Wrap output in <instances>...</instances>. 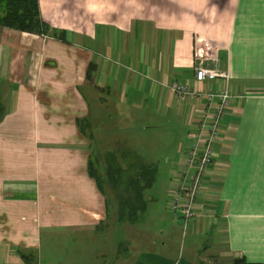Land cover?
<instances>
[{
	"label": "crops",
	"instance_id": "1",
	"mask_svg": "<svg viewBox=\"0 0 264 264\" xmlns=\"http://www.w3.org/2000/svg\"><path fill=\"white\" fill-rule=\"evenodd\" d=\"M37 4L46 32L0 25V264H43V244L57 250L62 231L73 234L63 241L67 264H91L92 255L99 264L264 262V0ZM200 39L218 48L232 97L189 222L194 239L178 251L171 248L177 221L145 217L166 211L173 169L204 102L170 85L206 91L219 84L194 80ZM140 111L174 140L156 152L168 182L158 205L156 156L125 144L111 124L113 114L133 120ZM107 162L130 164L127 178L139 165L152 168L147 208L134 221L117 219L115 202L89 172V164ZM92 238L100 243L93 254Z\"/></svg>",
	"mask_w": 264,
	"mask_h": 264
},
{
	"label": "built area",
	"instance_id": "2",
	"mask_svg": "<svg viewBox=\"0 0 264 264\" xmlns=\"http://www.w3.org/2000/svg\"><path fill=\"white\" fill-rule=\"evenodd\" d=\"M193 50L195 82H219L215 89L199 91L189 85L172 83L171 91L203 100L198 109L200 119L191 129L181 153V161L170 179L167 207L184 223V228L197 215L196 201L215 157V144L220 139L223 121L232 97L230 75L222 69L218 48L202 39Z\"/></svg>",
	"mask_w": 264,
	"mask_h": 264
},
{
	"label": "rangeland",
	"instance_id": "3",
	"mask_svg": "<svg viewBox=\"0 0 264 264\" xmlns=\"http://www.w3.org/2000/svg\"><path fill=\"white\" fill-rule=\"evenodd\" d=\"M149 120L146 117V115L144 114L143 111H140L138 113H134L133 116V120L131 118H126L123 117L121 115L118 114H113V117L111 119V124L114 125V127H116V131L118 132L119 135H125V144L127 143L128 145H133L135 149H137L140 154H154L156 157L154 158L155 162H156V168L158 169V173H157V179L154 183L155 186V191L157 189V194L156 199L155 200V204L158 205L161 201V196L160 193L162 194L163 191H165V188H167L168 182H167V172H166V163H164L163 158L159 157L161 156V153L159 152L160 148L162 146H165L167 144L168 148L167 150H171L172 149V144L174 142V140L172 141L169 138H166V129L167 126L164 125V123H159L160 125H154L153 127H151L150 123H148ZM149 126V127H147ZM171 126H169L170 128ZM154 130V131H153ZM138 131L139 132V136L137 137L138 141H136V139L133 140V135L134 133ZM134 132V133H133ZM138 142V143H135ZM138 144V145H137ZM137 145V146H135ZM159 145V148L157 147ZM152 147H155V149H152ZM132 151V149H129ZM162 151V150H161ZM160 153L159 156L157 153ZM130 158H126L124 157V160H130L132 158L131 155H129ZM133 159V158H132ZM161 160L160 163H157V160ZM115 163H101L98 164V170L101 174H103L106 170L107 166L110 167H115ZM120 166V165H119ZM123 170L121 171V175L122 177L124 176V178L128 177L130 174V169H132L130 167V164H126L123 163L122 165ZM137 166V165H136ZM132 171V170H131ZM133 172V171H132ZM131 172V173H132ZM172 177V175H171ZM125 184V180H123L122 182V186H124ZM170 185V182H169ZM120 189L121 186H120ZM110 200L112 202H114L113 197H110ZM161 204V203H160ZM163 211H165L162 214H155L154 215H150L148 217H145V219L154 222H159L160 220H162V222H166L165 224H169L172 223L174 221H177V223L179 224L178 226V230L176 231V228L173 230V234L172 237L174 238V244L171 245V248L175 249L177 248L178 251H184L187 247L188 242L191 239H194L193 234L190 231L189 228V223L187 224V226L184 228V223L183 221L178 218L172 211H170L167 207V202H166V206L165 204L163 205ZM165 209V210H164ZM112 214H114L112 212ZM162 216V217H161ZM163 228V227H162ZM103 230V228H102ZM97 231H101V229H97ZM161 231V229L157 230V233L159 234ZM211 234V233H210ZM69 235H73L71 233H68L66 231H62L60 233H58L56 236L60 238V240H62L61 244L58 245V249L55 250L53 249V245H48V244H43L40 252H39V261L43 264H55V262H59L60 260H63L62 264H67L65 257H66V252H67V242L63 244V241H66L67 236ZM77 235V234H76ZM75 236V235H74ZM94 236V235H93ZM99 236V235H98ZM160 235H158L159 237ZM49 236H47L46 234L43 236L44 240L45 238H48ZM203 238L205 237V235L202 236ZM126 238V237H125ZM209 238H212V236H209ZM97 242H95V240L92 238L91 239V243H92V253H96L99 250V241L98 238H96ZM78 246V245H77ZM204 248V247H203ZM202 248V249H203ZM121 252H125L128 253L129 252V248H127V242L126 240H124L121 243L120 246ZM91 258V256H90ZM92 263L91 264H99V262H95L93 260V255H92Z\"/></svg>",
	"mask_w": 264,
	"mask_h": 264
},
{
	"label": "trees",
	"instance_id": "4",
	"mask_svg": "<svg viewBox=\"0 0 264 264\" xmlns=\"http://www.w3.org/2000/svg\"><path fill=\"white\" fill-rule=\"evenodd\" d=\"M0 25L35 33L48 30V26L40 19L37 0H0ZM97 168L93 163L89 164V172L95 178L99 189L109 199L108 203H113L110 200V197H113L117 219L129 222L136 220L147 208L144 190L152 184V168L139 165L138 173L127 178L124 186H122L121 165L107 166L103 174ZM230 264H264V262H250L244 257H235Z\"/></svg>",
	"mask_w": 264,
	"mask_h": 264
}]
</instances>
